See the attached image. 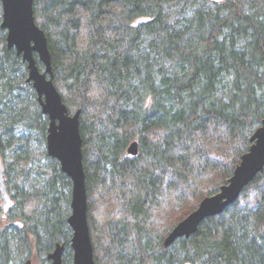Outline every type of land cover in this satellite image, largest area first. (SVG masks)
<instances>
[{"label": "trees", "instance_id": "1", "mask_svg": "<svg viewBox=\"0 0 264 264\" xmlns=\"http://www.w3.org/2000/svg\"><path fill=\"white\" fill-rule=\"evenodd\" d=\"M34 11L54 83L81 112L96 264H264V169L190 239L164 246L228 183L262 126L264 0H36ZM2 16L0 1V157L12 198L5 218L0 197V264H51L59 244L73 264V183L48 154L50 122ZM133 142L139 154L128 157Z\"/></svg>", "mask_w": 264, "mask_h": 264}, {"label": "water", "instance_id": "2", "mask_svg": "<svg viewBox=\"0 0 264 264\" xmlns=\"http://www.w3.org/2000/svg\"><path fill=\"white\" fill-rule=\"evenodd\" d=\"M2 3V29L7 31L6 42L10 49H15L27 64V82L36 91L42 112L49 119L47 151L56 159L64 174L73 183L71 215L68 223L73 231L71 246L73 264H96L94 246L88 219V194L84 166L83 138L80 130L81 112L71 114L68 106L54 83L52 54L44 30L36 21L34 4L36 0H0ZM223 3L227 0H208ZM141 18L136 25L148 22ZM44 66L41 71L39 64ZM252 146L242 156L233 176L220 191L202 200L198 208L173 228L165 240L166 249L179 239H190L208 218L222 214L233 204L243 190L250 185L264 169V120L262 126L251 138ZM139 154L138 142H133L127 151L128 157ZM0 197L5 218L12 209V198L6 185L5 167L0 157ZM10 226L23 228V223L15 221ZM65 246L57 245L48 259L51 264H64ZM25 264H35L28 260ZM184 264H193L185 262Z\"/></svg>", "mask_w": 264, "mask_h": 264}, {"label": "bare ground", "instance_id": "3", "mask_svg": "<svg viewBox=\"0 0 264 264\" xmlns=\"http://www.w3.org/2000/svg\"><path fill=\"white\" fill-rule=\"evenodd\" d=\"M236 169V168H235ZM202 202V201H201Z\"/></svg>", "mask_w": 264, "mask_h": 264}]
</instances>
